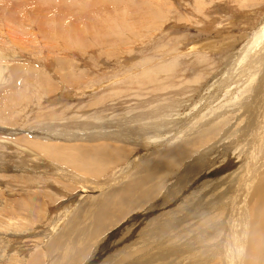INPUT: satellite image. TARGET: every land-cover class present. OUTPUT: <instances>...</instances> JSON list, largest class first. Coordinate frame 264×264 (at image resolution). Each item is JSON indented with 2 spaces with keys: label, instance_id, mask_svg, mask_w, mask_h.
<instances>
[{
  "label": "rangeland",
  "instance_id": "374dc122",
  "mask_svg": "<svg viewBox=\"0 0 264 264\" xmlns=\"http://www.w3.org/2000/svg\"><path fill=\"white\" fill-rule=\"evenodd\" d=\"M79 2L84 3L81 5ZM113 9H120L123 24L117 27L113 22L112 25L116 28L113 32L114 41L109 43L103 40L106 34L98 33L97 22L104 26L107 22L103 15ZM75 34H78V39H84H73ZM14 67L19 69V74H11ZM240 74L241 78L238 76ZM263 74L264 0H0V160L7 163L4 166L0 161V206L3 205L0 211V264H67V258L63 259L66 257L63 256V250L54 249L56 245L52 242L56 240L55 236L61 232L69 235L75 229L81 230L79 224L84 227L82 231H86L91 218L84 220L77 209L89 204L91 195L96 197L107 192H82L80 186L71 184L76 187L71 195L82 193V198L76 196L66 201L68 195H58L56 190L48 200L37 194L36 208L39 207L40 212L36 211L31 215L23 212L22 216H11V212L17 207L13 205L14 201L18 202L23 196H28V193L23 192L30 190V185L35 188L32 192L38 193L37 186L49 184L52 178H56V181L61 179L55 174L57 172L59 175L60 169L45 168L46 161L50 159L48 156H41L42 159H39L36 149H30L37 153L30 156H25L26 152L18 150L19 154L14 150L17 143L22 145L25 139L41 133L34 128L38 118L47 120L48 114L54 113L57 116L60 112L62 114L57 118L60 123L63 121V126L56 128L63 132L65 130L68 134H76L75 136L96 129L115 131L121 130L122 126L119 125L124 121L123 115L131 119L129 116L133 112H144L146 106L166 103L170 99L173 102L178 99L183 103L179 107H170H174L173 111L168 108L169 111H164L160 116L152 118L147 115V118L131 123L133 126L146 121L145 126H148L144 130L138 129L140 125H136L137 128L122 133H142L147 138L153 134L150 140L144 138L145 142L131 138L130 142L127 140L121 144L122 149L127 146L128 150H132L130 157L133 159L141 155L145 158L144 161L150 160L157 153L159 157L164 154L159 160L166 159L158 168H154L151 163L147 164V184L143 188L147 191L144 196L146 198L139 195L134 207L123 215L119 213L123 209L122 203H119V207L115 208L117 216H113V209L112 217L102 230H96L95 227L91 229L94 233L90 239L83 238L85 245H91L84 246L72 259L73 264H86L97 244L113 239L114 236L111 235L125 226L131 233L138 224L137 221L148 216L146 209L150 205H156L163 212L162 222L172 225L165 230L166 236L171 232L175 237L172 243H165L166 248L174 243L183 248L189 245L179 256L168 257V264H194L197 256L193 255L199 251H207L213 238L222 233L219 229H200L206 213L192 218L193 207L198 206L191 204L192 201L188 200L190 196L182 189L178 191V185L175 184L182 179L186 180V184L194 179L195 171L213 162V156L208 162L202 159V155L208 153V148L214 154L222 153L232 140H237L240 128L251 124L247 121L246 112L250 109L255 115L254 107L264 106V101L250 105L255 84ZM27 76L28 79L25 80ZM170 76L174 79H168ZM173 80L174 83L169 85ZM11 82L15 84H9ZM12 97L16 98V104L6 106L5 102ZM246 101L247 107L244 109L241 103ZM117 105L115 114L110 116L100 110L101 107L109 109ZM263 106L257 108L262 117ZM91 112L103 121L87 116ZM160 112L162 111L158 113ZM210 118H213L211 122L217 118L213 123L216 127L196 130L198 125H203ZM163 119H171L170 126L156 123V128L151 127L153 123ZM174 119L178 123L173 122ZM72 120L81 123L83 130L79 129L78 133L74 131L76 127ZM86 121L90 122L89 127ZM97 125L100 127L94 129ZM177 126H182V132L174 134L179 128ZM165 127L168 128L164 129ZM162 129L165 130L163 140L159 142L157 134ZM206 137L210 140L197 146ZM105 141L110 143V140ZM50 142L63 143V140L51 139ZM179 149H183V152H178ZM26 158L30 162L27 163ZM178 158L185 160L176 162ZM60 164L57 167L63 166V163ZM31 166L36 168L32 169ZM166 169L172 171L165 176L161 173ZM23 178L32 181L31 184H26L28 188H19L17 192L8 194V187L4 183L8 180L21 181ZM128 180L132 182L128 177L107 187L108 195L105 196L114 194L115 191L125 193L122 186ZM60 181L63 180L58 182ZM16 184L21 185L20 182ZM179 196L186 198L180 201ZM178 207H181L179 211ZM157 213L159 212L154 214ZM213 216L211 214L208 218ZM94 219L96 223L99 222L97 215ZM172 229H176L175 232ZM66 233L60 234L63 242L66 240ZM138 234L136 233L137 236ZM198 234L199 240L195 243L192 237ZM233 245L231 241L229 248L234 252ZM106 264L111 263L107 261ZM211 264L216 262L212 261Z\"/></svg>",
  "mask_w": 264,
  "mask_h": 264
},
{
  "label": "bare ground",
  "instance_id": "6f19581e",
  "mask_svg": "<svg viewBox=\"0 0 264 264\" xmlns=\"http://www.w3.org/2000/svg\"><path fill=\"white\" fill-rule=\"evenodd\" d=\"M79 3L82 5L84 2H79ZM85 4H86V1L84 5ZM105 13L106 14L103 15L104 16L103 18L105 19L104 21H106L107 23L104 24V26H101L97 22V24L99 25L98 33L106 34L103 37V40L104 42L110 43L114 41L113 32L116 29L115 27H113L112 24L114 22V24H116L117 27L122 25L123 15L120 12V9L119 10L113 9L112 11L105 12ZM24 14L26 13L24 12ZM118 29L119 28H117V30ZM94 30L96 29L94 28ZM77 36L78 34H75L73 36V39L75 40L84 39L83 37L78 39ZM19 73L20 72L17 67H14L11 70L12 75H17ZM28 76L25 78V80L28 79ZM238 76H240L241 78V74ZM263 76L264 74L260 76L258 83L255 84V89L253 91L254 94H252L251 96L252 100H251L250 105H253L254 102H256L257 104L258 101L261 104V102L264 101V77ZM168 79L172 80L174 78L170 76L168 77ZM173 83H174V80L173 82H170L169 85ZM9 84H15V83L11 82ZM15 99L16 98L14 97L8 99L5 102L6 106L9 104L13 105L15 103L14 101ZM177 100L176 102H173V100L170 99L166 101V103H162V104L158 103L152 106L148 105L146 106L144 112L142 110L141 113L133 112L132 114H130L129 117H131V119H127L128 116L123 115L124 121L122 120L123 118L120 119V121L121 122L123 121V122L121 125H119V126H122L120 127L121 130L105 131V130L96 129V130H93L92 132L82 134V133H78L80 132L78 131L79 129L83 130L81 123L79 122L76 123L74 120H72L71 121L72 124L75 125L73 126L76 127V129L74 130L73 128V130L76 132L78 131L77 133L80 136L78 134L77 136H75L76 134H71V133L68 134L65 132V130L63 132L62 130H59L56 128L57 126H63V121L60 123L57 118L59 115L62 114L60 112L59 114H57V116H54L55 115L54 113L48 114L49 116L47 117V120L38 118L37 123L34 128L37 130H40L41 133L37 135H33V136L30 135L32 139L31 138L25 139L27 141L24 140V143L22 145H20V143H17V146L15 145L16 147L14 148V150L15 151L20 150L21 153L26 152L24 153L25 156L26 155L30 156L31 154L32 155L37 154L36 152L31 151L32 149H36L38 152L39 159H42L40 158L41 156H44V157L48 156L50 159L49 161H46L45 168L51 167L52 169H55V170L60 169L59 175L57 172H55V174L61 177L63 181L58 182L59 180H61L60 178L58 179V181H56V178L55 179L52 178V182H53L52 185L50 184L52 182H50L49 184L42 183L41 185L36 187L38 193L32 192L33 190H35V188H32V185L30 186L28 185L30 187V190L28 189L27 191L23 192V194L28 193L29 195L27 194L28 196L26 197L23 196V199H21L20 201L18 200V202L14 201L13 205L15 206L17 205L18 208L17 207L14 208V210L11 212L12 213L11 216L12 215L13 217L22 216L21 213L23 212L26 215L27 214L31 215L33 213L35 214L36 211L40 212L38 211L39 207L36 208L37 194H39L38 196L41 195V197L44 200H48V198L51 197L52 192L56 190L58 191V195L60 193H62V195H68L66 196L67 198L66 201H70L76 196L82 198L81 196L82 193L77 194L76 196L71 195L72 191L76 189V187H74L73 185L80 186L81 188L80 190L82 192H86V191L92 192L94 190H102L104 192L106 191L108 192L107 187L117 184L128 177L129 179H132V182L131 180H128L122 186L123 191L125 193H121V192L119 193L118 191H115L114 194H111L109 196H105V195H108L107 192L105 194L103 193L104 195L96 196V197L91 195V197L89 198V204L87 203V205H83V207L81 208L79 207V209H77V212L80 213V217L83 218L84 220L88 219L87 217L91 218L92 221L88 220L90 222L89 223L90 226L89 225H88L89 227L87 226L89 230L87 228L86 231H82L84 227H81V224H79V228H81V230L75 229L69 235L66 232H61L63 234L64 233L67 234L66 240L64 242L62 238L63 236L61 237L60 235L61 233L55 236L56 240L54 239L52 242L53 245H56L54 246V249H57V250L58 248L59 250L62 249L63 256L64 255L66 256V257H63V259L67 258V264H73L74 259L72 258L75 256V254L76 253L79 254L82 248H84V246L89 244L87 243L85 245L86 241L84 242L83 238L86 237L85 239L89 240L90 236H92L94 233V232L92 233L91 231V229H93L94 227L97 228L96 230L104 228L105 225H107L109 219L112 217L113 209H114L113 213H115L116 211L115 208L119 207V203L120 204L122 203V206H123V209L121 208L119 213L120 215H123L125 212L127 213V210H130L134 207L133 206L134 202L139 200L138 199L139 195H141L143 198H146L144 196H146L147 191L143 190V188L145 187V184H147L145 182L146 180L145 170H146L147 164L151 163L154 168H158L166 160L165 158H162L161 160H159L161 155H164V154H160V157H159L158 153L155 154L153 159L145 160V161H144L145 158L142 157L141 155H138V157L134 159L130 157L132 150H130V148L128 150L127 146H125L126 148L124 147L125 149L124 148L122 149L121 144L125 143L127 140H129L128 142H130L131 138H134L136 141H139V142H143L145 139L150 140L153 134H150V136L147 135L149 136V138H147L142 133L138 134L139 136L135 135L137 133H134L133 134L134 137H133V135L130 133L122 134L123 131L127 130L128 132L129 129L137 128L136 125H140L138 129L140 128V130H144V127L147 128L148 126V125L145 126L146 121L144 122L140 121L142 122V124L137 123L133 126L131 125V123L134 122L135 120L138 121L141 119H145L147 115L148 117L152 116V118L156 116H160V114H162L164 111H169L168 108L173 111L174 107L176 106L179 107L180 104L183 103ZM18 101L20 102V98H18ZM122 102L125 103V101H122ZM235 104H236V101H235ZM118 106L119 105H117L114 108H109V109H106L105 107H101L100 110L107 112L106 116L107 115L110 116L113 113L115 114V111ZM172 106L174 107L170 108ZM262 106L263 104L258 107L261 108ZM235 107H237V105ZM241 107L245 109L247 107V101L244 103H241ZM258 107L256 106L254 107L256 109L255 115L254 113H252L250 109H249V112H246L248 114L247 121L251 122V124H249L246 127L242 126L240 128L237 140L236 139L232 140L229 143V145L225 147L222 153L214 154L211 148H208V153L205 155H202V159H206L208 162L209 158L213 156V162L210 164L207 163L203 169L195 171L194 179L190 180L187 184H186L185 179H182L181 181H179L180 183L175 184V185H178L177 187L178 191L182 189L184 193L188 194L187 196H190L188 200L192 201L191 204H194V205L196 204L198 206L196 208L193 207L194 216L192 218L201 216L203 213H206V215L203 217L202 223L200 224V229H206V230H211L209 228L219 229V232L222 233L221 236L219 234L213 238V243L209 246L207 251H199L197 254L193 255V256H197V261L194 264H211L212 261L216 262V264L217 263L218 264H264V119H263L264 116L263 117L260 116L259 109H257ZM132 109L133 108H131V110ZM1 111L3 112V110ZM159 111H162V112L158 113ZM94 112H91L90 113L91 115H87V116H91L92 118L95 117L94 119L97 120L98 117L95 115ZM119 115L120 114H118V116ZM40 117H42V115H40ZM212 119L213 118L205 120L203 125L197 126L196 130L198 129L205 130L206 127H208L209 129L211 127H216V125L213 124L215 122V119L211 122ZM98 120H102V119H98ZM109 120L111 121L110 118ZM170 120L171 119H163L161 122L156 121L155 123H153L154 125L152 124L153 126L151 127L156 128L158 124H161V125L167 124L170 126L172 122ZM173 122H177V121L174 119ZM17 125L18 124H16V126ZM84 125H85V122H84ZM86 125L89 127L90 122L86 121ZM113 125L114 124H112V126ZM97 127H100V126L99 125L94 126V129ZM177 127L179 128H177V130L173 132L174 134L175 133L177 134L178 132L180 133L182 132L181 131L182 126H177ZM34 128H31V129L34 131ZM167 128L168 127H165L164 129H167ZM164 129L161 130L160 134H157L158 139L160 140L159 142L163 140L162 135L165 131ZM140 130L138 132H141ZM27 131L28 130H25V132ZM241 132H244V134H241ZM2 133H4V131ZM47 137H50L52 140L54 139L57 141L63 140V143H60V142L51 143L50 142L51 139ZM208 137H206L205 140L202 143H199L197 146H200L204 144L205 142H207L208 140H210V139L207 140ZM105 140H110V143H105L106 142ZM149 140L148 141L146 140V141L150 142ZM178 152H183V149H179ZM188 155L186 156V158L188 157ZM184 158H178L176 162H178L179 160H182L184 162L185 160ZM39 159H37V161ZM1 160L3 161V159ZM27 160H30V159L26 158V162ZM34 160L35 159H33V161ZM23 161L22 162L20 161V162L24 163ZM141 161L142 162L144 161V162L140 165ZM2 163L4 164V166L7 164L6 162H2ZM32 163L35 164L34 162ZM60 163L61 164L63 163V166ZM59 164L61 165V167H57L59 166ZM190 164L192 166L194 165L192 163ZM36 167H33V168H36ZM64 168L66 169L64 170ZM21 170L22 168L18 171H21ZM170 171H172V169H166V170H163L161 174H164L166 176ZM130 174H133V175H130ZM184 180L185 182H183ZM18 182L21 183L20 186L16 184ZM31 182L32 181H27L26 179L23 178L21 181H9L8 180L4 184L7 185L8 187L7 190H9L8 192L9 194L11 192L14 193V191H16L19 188H22L23 190H25L26 188H28L26 187V184H31ZM109 183H113V184H109ZM58 185L60 186L58 187ZM33 187H35L34 184H33ZM84 187H87L88 189L87 188L84 189ZM185 198L186 197L179 196L180 201L185 200ZM208 200L210 201L208 202ZM205 202H207V204H205ZM60 205H62V203ZM2 206L3 205L0 206V211L2 210ZM225 206H227L226 209L224 208ZM177 209H178L177 211H179L181 207H178ZM146 212H148L146 214L148 216L146 218H141L140 220L137 221L138 224L136 225L135 229L131 230L132 234L130 233L129 229H126V226H125L124 228L120 229L118 233L117 232L113 233L115 230L112 232L113 234L111 236H114L113 239L104 240L100 242L99 244H97V246L93 249L92 256H90L86 264H106L107 261H110L111 264H152L156 261H160L161 264H168V257L179 256L181 252H183L186 248H188L189 245L183 248L182 245H179L177 243L168 245V247L166 248L165 243H172L173 238L175 239V237L171 235V232L169 233V236H166L165 234V230L172 225L167 222H162L163 212L158 208V206L150 205L146 209ZM156 212H159V213L154 214ZM117 214L118 213L116 212L115 214H113V216L115 217L117 216ZM211 214H214V216L211 218H208ZM96 215L99 219L98 223H96L94 219V216ZM92 223H94V225ZM162 223L165 224V226ZM148 226H150L152 229L148 228ZM200 229L198 231L199 234H200ZM175 230L176 229H172L171 231L175 232ZM180 232L181 230L179 229V235H181ZM136 233H139L142 236L139 237V234L137 236ZM199 234L194 235L192 237V240H194L195 243L199 240L198 238ZM57 240H59V242ZM231 241L232 243H234L233 245L234 252L231 251L229 248V243ZM90 245L91 244H89V246ZM58 252L61 253L62 251H58ZM187 264H190V263H187Z\"/></svg>",
  "mask_w": 264,
  "mask_h": 264
}]
</instances>
